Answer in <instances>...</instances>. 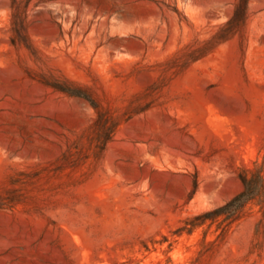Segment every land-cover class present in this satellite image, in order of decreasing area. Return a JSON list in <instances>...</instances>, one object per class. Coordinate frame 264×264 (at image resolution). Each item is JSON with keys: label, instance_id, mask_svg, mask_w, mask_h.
Returning a JSON list of instances; mask_svg holds the SVG:
<instances>
[{"label": "rangeland", "instance_id": "obj_1", "mask_svg": "<svg viewBox=\"0 0 264 264\" xmlns=\"http://www.w3.org/2000/svg\"><path fill=\"white\" fill-rule=\"evenodd\" d=\"M0 0V264H264V0ZM191 229V230H190Z\"/></svg>", "mask_w": 264, "mask_h": 264}, {"label": "trees", "instance_id": "obj_2", "mask_svg": "<svg viewBox=\"0 0 264 264\" xmlns=\"http://www.w3.org/2000/svg\"><path fill=\"white\" fill-rule=\"evenodd\" d=\"M246 1L242 0L240 7H243ZM249 172L241 176L243 188L240 192L223 205L196 215L193 218L195 222L191 224V229L201 225L207 219L213 220L218 217H223V220L227 221L236 219L248 202L264 196V175L260 170Z\"/></svg>", "mask_w": 264, "mask_h": 264}]
</instances>
